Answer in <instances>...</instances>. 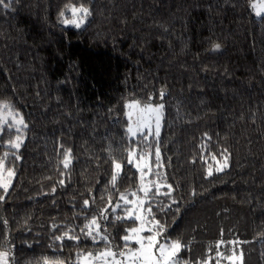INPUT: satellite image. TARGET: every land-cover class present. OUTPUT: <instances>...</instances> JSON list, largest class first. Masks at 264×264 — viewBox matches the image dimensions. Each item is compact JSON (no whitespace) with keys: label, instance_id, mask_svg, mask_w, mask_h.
<instances>
[{"label":"trees","instance_id":"1","mask_svg":"<svg viewBox=\"0 0 264 264\" xmlns=\"http://www.w3.org/2000/svg\"><path fill=\"white\" fill-rule=\"evenodd\" d=\"M253 1L0 6V103L27 124L18 152L6 147L14 134L0 142V157L8 152L15 172L0 200V251L9 252L10 264H80L105 248L81 229L109 198L115 203L140 188L139 172L127 163L137 146L127 133L129 102L164 105L159 181L172 191L150 193V203L167 238L181 241L189 223L226 203L247 212L257 264H264V15H255ZM69 6L91 12L78 29L62 23ZM225 155L228 167L217 172ZM113 160L123 165L115 188ZM117 215L124 213L109 210L101 221L114 246L135 226ZM65 233L79 240L56 239Z\"/></svg>","mask_w":264,"mask_h":264},{"label":"snow or ice","instance_id":"2","mask_svg":"<svg viewBox=\"0 0 264 264\" xmlns=\"http://www.w3.org/2000/svg\"><path fill=\"white\" fill-rule=\"evenodd\" d=\"M12 0H0V6L10 7ZM252 9L255 10V15L260 17L264 15V0H260L259 3H253ZM71 12V19H63L65 12H61L62 23L71 24L76 28H80L85 19L91 15L88 8L83 6H69L68 9ZM220 45H214V50H219ZM165 92H160V98L163 99ZM129 109H135V119H133V113H129V125L127 132L131 137L143 136L145 140L149 136L159 138L161 119L163 116L164 105L153 106L151 104L141 106L138 103L129 104ZM27 128V124L14 107L7 103H0V142L3 141V137L6 133L14 134V139L7 141L6 147L19 151L21 144L23 143V130ZM8 152H5L0 157V189L3 190L4 195H0V200L4 199V196L8 193L9 188L12 185V179L15 176L14 170L7 165ZM15 155V152L13 153ZM153 153L148 151L138 150L137 148L128 149L127 163L134 164L137 171L140 174V188L137 191L131 193L119 194L118 201L113 202L111 198L107 201V207L102 208L98 216H93L84 224L81 229L82 233L91 237L93 242L103 241L105 248L97 253H88L82 256L80 264H184L183 259L180 256V252L186 249V245L182 242L170 241L161 239L163 234V226L155 218L152 213V205L150 203V193L152 196L156 195H171L172 186L167 185L163 181L149 180L147 177L155 175L159 177V173H153V163L151 160ZM154 156L156 165L159 166L160 162V150L159 146L154 149ZM19 159V156H16ZM216 160V157H212ZM63 167L68 168L71 163V153L66 151L64 154V160L62 161ZM220 165L216 168L217 172L223 171L228 167V157L224 156L222 162L217 161ZM123 165L117 160H113V174L111 177L112 187H116L117 179L122 171ZM208 175H212L211 168L208 171ZM63 183V181H61ZM161 187H167V193H161ZM154 189V191H153ZM142 193L143 195H139ZM131 197V198H130ZM122 202V203H121ZM175 203V201H173ZM89 206V201H84V207ZM121 210L124 215H117L116 219H127L133 221L135 226L125 229V234L121 237L122 244L113 245L110 236L107 233V226L102 225L101 221L108 218L109 210L116 213L117 210ZM145 233H148L145 235ZM65 237L67 239L79 240L78 236L69 235L65 233L64 236H57V240H62ZM223 243V242H221ZM135 245V247L133 246ZM222 259L225 258L223 253H217ZM242 255V254H241ZM229 261H233L236 256L235 253L232 256L226 257ZM11 257L8 251H0V264H10ZM47 264V262H46ZM191 264H211L210 259L206 261H193ZM219 264V262H217Z\"/></svg>","mask_w":264,"mask_h":264},{"label":"rangeland","instance_id":"3","mask_svg":"<svg viewBox=\"0 0 264 264\" xmlns=\"http://www.w3.org/2000/svg\"><path fill=\"white\" fill-rule=\"evenodd\" d=\"M259 2L260 0L253 1V3ZM68 14L69 16L65 19H71V12L69 10ZM64 26L76 28L71 24H64ZM133 103L138 102H129L126 104L125 119L127 121V127L129 125L130 112L133 113V119H135V109H129L127 107L129 104ZM138 104L141 106L148 105ZM128 136L131 137L129 133ZM131 138L137 140L136 148L138 150L153 153L151 157L153 163L152 171L153 173H159V166L156 165L154 156V149L158 142L157 138L152 136H149L147 140H145L143 136ZM24 140L25 137L23 136V143ZM12 150L16 152V150ZM159 177L153 175L146 179L160 180ZM147 234L148 233H145V235ZM161 239L169 240L165 230L163 231ZM180 242L186 245V249L180 252L184 264H191L193 261H206L209 259L211 264H217V262H219V264H257L256 242L251 238L249 218L244 208L231 207L226 203H218L208 208L201 220L192 221L188 224L183 239ZM133 246L135 247V245ZM218 252L223 253L225 258L222 259L217 255ZM234 253L236 258L233 261H229L226 257L232 256Z\"/></svg>","mask_w":264,"mask_h":264}]
</instances>
